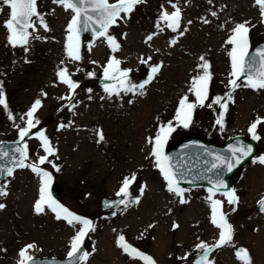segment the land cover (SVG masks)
I'll list each match as a JSON object with an SVG mask.
<instances>
[{"label":"rangeland","instance_id":"rangeland-1","mask_svg":"<svg viewBox=\"0 0 264 264\" xmlns=\"http://www.w3.org/2000/svg\"><path fill=\"white\" fill-rule=\"evenodd\" d=\"M172 3L182 10L181 30L186 29L183 35L159 22L161 6L168 12L174 10L169 0H147L137 6L127 23L117 22V26L109 30L120 43L119 51L113 53L103 39L82 38V59L75 62L68 58L65 48L66 28L71 19L69 12L52 0H38V11L44 15L50 30L45 31L37 22L34 36L41 39L30 37L25 51L23 47L8 45V33L3 27L8 9L0 3V72L4 71L0 74V82L9 110L15 117V121L8 119L7 112L0 106V142L19 140L16 125L24 126L25 114L35 100L40 99L43 107L36 113L40 124L30 133L33 138L25 137L24 141L29 147L26 163H38L39 157L45 155L40 141L35 138V134L43 130L56 155L48 158L52 163L40 167L50 172L61 187L58 203L91 221L95 229L83 241L89 253L85 264H144L118 247L120 235L144 254H153L158 259L156 264H195L202 255L196 245L201 241L212 244L217 240L219 230L211 223L210 187H181L186 190L184 198L188 202L179 203L180 198L167 190V182L151 156L153 145L148 143L149 137L154 138L160 126L169 122L175 131L169 136L164 150L191 137L217 146L234 137L254 143L255 153L228 178L229 189H235L240 200L236 211L231 210L219 192L213 197L224 201V211L234 229V246L216 249L209 259L214 264H242L235 252L243 248L248 250L253 264H257L254 245L245 240L244 234L255 237L252 242L262 244L260 217L264 218V213L255 206L264 197V190L252 192L249 179L254 178L264 185V164L259 163V158L264 157V124L257 127L259 140L252 139L248 128L257 117L264 118V106L254 118L247 116L243 121L240 108L246 105L250 96L260 100L259 92L264 89L253 90L243 86V80L238 81L242 86L232 92L223 129L216 124L221 109L211 102L216 96H226L230 91L228 52L231 45L227 40L232 29L238 23L250 22V49L264 41V23L254 0H172ZM212 12L217 15L212 16ZM205 20L209 23H204ZM149 34L154 38L145 43ZM173 39L177 41L175 45L170 44ZM202 55L211 65L209 97L204 107L197 106L194 110L189 127L183 128L176 123V110L184 95H188L190 102H195L189 89L193 77L200 71L198 65ZM112 56L121 61L122 69L133 70L130 79L137 84L142 83L150 71L139 63L140 57L151 56V63L162 62L163 67L147 85L145 95L121 93L120 97L108 98L97 80L103 77V67ZM62 68H67L71 78L79 84L72 93L71 103L76 107L71 111L69 101L60 99L70 94L57 76ZM90 72L96 75L90 77ZM22 116L24 120L20 119ZM61 124L65 127L60 128ZM97 130L103 132L104 142H98ZM52 164L60 171L57 172ZM255 168L260 169L258 175L253 173ZM133 174L136 180L129 188L130 199L138 198L139 203H130L127 208L120 204L103 211L100 200L118 197L122 181ZM0 187H5L8 192L7 196L0 197V203L5 205L0 209V264H17L19 251L28 244L36 245V250L31 252L36 258L64 259L72 237L82 225L73 226L63 219L57 220L55 213L47 208L43 213L35 212L40 177L30 168H18L0 182ZM174 224L179 227L174 228ZM160 235L167 242L162 252H158L160 246L155 243ZM186 254L187 259H180Z\"/></svg>","mask_w":264,"mask_h":264},{"label":"snow or ice","instance_id":"snow-or-ice-1","mask_svg":"<svg viewBox=\"0 0 264 264\" xmlns=\"http://www.w3.org/2000/svg\"><path fill=\"white\" fill-rule=\"evenodd\" d=\"M54 4L62 7L66 12L71 14V19L67 25L66 32V51L67 56L71 61H80L81 57V34L85 32H91L94 38L103 39L107 42L109 48L113 53L120 50V43L116 37L110 34V29L113 26H117V22L127 23L131 19L132 13L136 10L138 5L144 4L147 0H52ZM211 2V0H209ZM0 3L7 6L8 18L4 21L3 27L6 29L7 43L11 47H23L27 51V46L30 43V37L34 39H41L40 36H34L37 31V22L39 26L45 31H49L47 23L45 22L44 15L38 11V0H0ZM171 7L174 9L172 12H168L161 6V14L159 22L163 23L172 32H179L183 35L186 29L181 30L182 22V10L176 4L169 0ZM254 5L258 7L261 16V22L264 23V0H254ZM212 16H216V12L211 13ZM190 24L191 21H188ZM204 23H209L205 20ZM249 21L238 23L232 29V35L227 40V44L231 45V49L228 52V56L231 60V78L229 80L230 91L226 96H216L212 100V104L219 105L221 109L216 124L220 129L224 128V116L228 110V104L232 101V92L241 87L242 84L245 87H249L253 90L264 89V48L258 49L255 53H250L249 49V37L250 32ZM160 27V24H157ZM163 31V29H160ZM127 35L126 33L124 34ZM154 35L149 34L146 37L145 43L153 40ZM176 39L171 40L170 44L175 45ZM91 45L89 46V50ZM201 63L198 65L199 73L193 77L190 85V92L195 96V102H190L188 95H184L179 101V107L176 110V123L183 127L188 128L192 123V116L194 110L199 107L205 106V101L209 97V86L212 81V73L210 71L211 65L202 55L200 56ZM152 57H140L139 63L147 66L150 71L147 78L142 83H134L130 79L132 69H122L120 67L121 61L112 56L107 65L103 67V80L111 81L103 85L104 92L108 94V98L113 96L120 97L121 93L143 96L145 95V89L147 85L160 74L163 67V63L153 64L151 63ZM29 62V61H26ZM92 63H96L92 61ZM90 77H94L95 72L88 73ZM60 83L65 84L69 89V95L61 97L60 99H66L69 101V110L71 111L76 107L71 103L73 100L72 93L79 87V84L71 78L67 68H62L57 72ZM243 77L242 84L238 83ZM89 91H91L89 89ZM41 95H46L41 93ZM223 101V102H222ZM131 103V101H129ZM0 106L7 112L8 119L14 120L15 117L9 110V106L3 90V85L0 83ZM211 104L209 105V107ZM43 107L40 99H36L31 108L25 114L27 119L24 121V126L21 127L17 124L19 141L17 146L11 151L14 154L9 158V152L0 145V160L8 159L9 163L14 167H0V173H5L7 176H12L15 168H30L33 173L40 177L39 199L35 202L34 209L37 214L43 213L45 209H50L55 213L57 220H65L69 225H82L77 230L75 236L71 239L70 250L67 253L68 264H85L89 257V253L83 250V241L90 231H94L92 222L84 219L74 213L70 212L62 204L58 203L51 194L52 174L43 170L40 165L45 163H52L48 158L56 155V150L52 146L48 136L45 135L43 130L38 131L35 134V138L40 141V146L43 148L45 155L39 157L38 163H26L29 160V147L25 141V137L33 138L30 136L32 130L40 124V120L36 117L37 111ZM24 120V117H20ZM264 124V118L257 117L255 121L251 123L248 128V132L251 134L253 140H259L260 136L257 135V127ZM65 125L61 124L60 128H64ZM175 131V127L171 122L166 125L160 126L156 136L149 137L148 143L152 144L151 156L155 158V165L163 175L164 180L167 182V190L179 197V203H187L185 196V189L179 186L181 180L184 178V173L178 169L174 170L175 166L172 164V158L165 155L164 148L167 144L168 138L172 132ZM98 142H104L105 137L101 130H97ZM202 147V146H201ZM253 149L251 146H245L242 143H237L236 146H230L228 152L230 155L217 154L213 156V162L210 165L208 171L216 170V179L213 181L209 179V183L212 187L208 190V199L211 207V223L218 229L217 240L209 244L201 241L196 245V250L201 252L199 259L195 264H214V261L209 259L212 252L216 249L233 245L234 229L231 223L228 221V214L224 211V201L214 199L217 192L224 196L226 202L231 206L232 211H236V207L239 205V197L236 194L235 189H228L227 184L222 178L221 169L227 172H232L234 167L240 165L243 160L252 155ZM205 154L212 156V153L205 150ZM259 163L264 164V157L259 158ZM52 167L59 172L60 168L55 164ZM136 180L135 174L131 177H125L122 181V186L117 192L118 197H122L118 203H121L127 208L130 203H139V199H130L129 188L131 184ZM6 187V186H5ZM5 187H0V197L7 196L8 192ZM221 189H228L221 191ZM141 194L143 188L140 189ZM259 210L264 213V197L258 200ZM5 207L0 203V209ZM151 227V226H150ZM179 225L174 224V228ZM118 247L132 259H139L144 264H156V261L149 255L144 254L137 248L125 241V237L120 235L117 241ZM33 250H36L35 244H28L22 248L19 253V260L17 264H57L53 261H37L36 257L31 254ZM236 258L242 262V264H253L252 257L247 249L240 248L235 252ZM187 254L180 259H187Z\"/></svg>","mask_w":264,"mask_h":264},{"label":"water","instance_id":"water-1","mask_svg":"<svg viewBox=\"0 0 264 264\" xmlns=\"http://www.w3.org/2000/svg\"><path fill=\"white\" fill-rule=\"evenodd\" d=\"M90 36L93 37L91 32H85L81 34L82 37ZM264 48V42H260L256 44L250 53H255L256 50ZM243 80V77L241 78ZM111 83V81H104L103 78L97 80V84L99 86H103L104 84ZM242 143L245 146H251L253 149L252 155L255 152V146L252 142L246 141L241 137H236L228 141L223 147H218L214 144L208 143L199 138H189L182 142H180L177 147L170 149L165 152V155L172 158V164L175 166L174 170L178 169L179 171L184 173V178L181 180L179 185L184 186H199V185H207L212 187V184L209 183V179L213 181L216 179V170L208 171L210 165L215 162L213 161V156L217 154L221 155H230L228 149L230 146H236L237 143ZM0 145L4 147L6 151L9 152V158L14 154L11 149L17 146V142H9L3 141L0 142ZM202 146V147H201ZM205 150L212 153V156L206 155ZM251 155V156H252ZM250 156V157H251ZM250 157L243 160V162L234 167L232 172H227L224 169H221L222 178L228 186V177L237 170L245 161H247ZM0 167H14L13 164L9 163L8 159L0 160ZM186 169V171L184 170ZM7 177L5 173H0V181L4 180ZM227 190V189H221ZM51 194L55 200H58L61 196V187L57 185L55 182L51 185ZM122 197L116 198H102L101 208L102 210H109L117 207L121 203H118ZM256 209L259 210L258 204L256 205ZM240 249V248H238ZM237 249V250H238ZM85 251V248L83 247ZM37 261H55L57 264H68L67 257L65 259H56V258H36Z\"/></svg>","mask_w":264,"mask_h":264},{"label":"bare ground","instance_id":"bare-ground-1","mask_svg":"<svg viewBox=\"0 0 264 264\" xmlns=\"http://www.w3.org/2000/svg\"><path fill=\"white\" fill-rule=\"evenodd\" d=\"M219 61H221V58H219ZM219 68H218V71H220ZM2 73L4 74V71L0 72V74H2ZM216 74H217V76H219V72L216 73ZM259 93H260V100L254 99V98H252L250 96V98H248V100L246 101V105H244V106H242L240 108V119L242 121L245 120L247 118V116H252L254 118L255 115L257 113H259L258 110L260 111V110L263 109V106H264V90L261 91V92H259ZM184 170L186 171L185 168H184ZM259 172H260V169L255 168L253 173L255 175H258ZM249 183H250V187H251V185H253L251 187L252 190H253L252 192H258L259 190L260 191L261 190H264V185L262 184L261 181L258 182L254 178H250L249 179ZM260 220H261V231H260V233H262L260 235V238H261L262 244H260L258 242H256V243L255 242H252V241L255 240V237H251L250 234H247V236H246V234H244L245 235V240L246 241H249L250 244L254 245L255 252H256V255H257V264H263L264 263V262L262 263V261L264 260V257H263L264 256V252H263V249H264V218L260 217ZM184 230H185V232L188 231L187 228H185V226H184ZM243 230H245V229L243 228ZM207 235H208V237H210L211 234L210 233H207ZM155 243H158V245L160 246L159 248L157 247L159 249L158 252H162L164 250V248L166 247V245H167V242L165 241V238L162 235H160V238H157V240L155 239ZM151 257L155 261H158V259L153 254H152ZM134 262L137 263L138 260H136Z\"/></svg>","mask_w":264,"mask_h":264}]
</instances>
